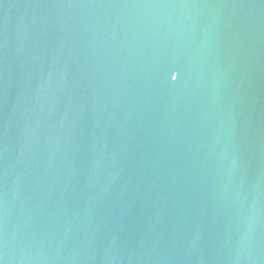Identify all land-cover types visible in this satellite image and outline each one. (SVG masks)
I'll return each instance as SVG.
<instances>
[{
  "label": "water",
  "instance_id": "95a60500",
  "mask_svg": "<svg viewBox=\"0 0 264 264\" xmlns=\"http://www.w3.org/2000/svg\"><path fill=\"white\" fill-rule=\"evenodd\" d=\"M0 264H264V0H0Z\"/></svg>",
  "mask_w": 264,
  "mask_h": 264
}]
</instances>
